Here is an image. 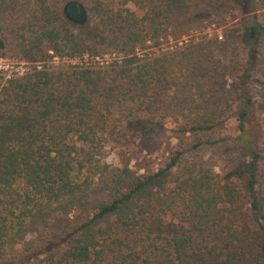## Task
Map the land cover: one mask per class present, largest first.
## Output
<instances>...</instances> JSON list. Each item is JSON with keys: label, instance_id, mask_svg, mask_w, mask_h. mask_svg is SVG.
<instances>
[{"label": "trees", "instance_id": "16d2710c", "mask_svg": "<svg viewBox=\"0 0 264 264\" xmlns=\"http://www.w3.org/2000/svg\"><path fill=\"white\" fill-rule=\"evenodd\" d=\"M79 1L80 28L62 0H0V59L27 64L0 69V264H264V141L245 128L264 0ZM230 117L247 160L221 177L194 151ZM167 122L157 167L106 160Z\"/></svg>", "mask_w": 264, "mask_h": 264}, {"label": "rangeland", "instance_id": "374dc122", "mask_svg": "<svg viewBox=\"0 0 264 264\" xmlns=\"http://www.w3.org/2000/svg\"><path fill=\"white\" fill-rule=\"evenodd\" d=\"M64 1L65 0H62V2ZM211 27L212 26H206V31L212 34L221 35L222 30L220 28L212 30L210 29ZM3 38L7 39L5 35ZM160 46L162 49L163 46ZM240 46L241 45L239 44L238 48ZM239 54L242 56V52ZM103 59H107V57L98 59V63H102ZM68 61L69 60L65 61L53 58L51 63L53 66H57L59 64H67ZM71 62L73 63L74 61ZM26 68L27 64L23 61H17L11 58L0 59V69L6 70L8 73H21L25 71ZM254 76L256 81L253 82V86H255V88L259 91L261 87L264 88V77L259 67L256 69ZM226 81L233 84V79L230 77H227ZM260 92L262 91L260 90ZM260 92L254 95V108L252 109V113L249 115L248 120L245 122V128L248 129L251 135L256 137L261 134L262 137L259 138L257 142L258 146L264 141V95L262 96ZM172 127L173 125L167 122L164 123L163 127L154 128V130L148 135L144 145L140 144V141L136 139L137 136H135V134H132L131 136L125 135V138L120 137L118 142H113L110 145L104 146L103 150L107 155L106 160L113 161V158L116 160L115 153H118L120 161L127 159L129 165H131L139 173L153 169L161 164L164 157L167 155L169 147H172V144L174 143L173 139L170 138V134H172ZM237 134L238 132L235 119L233 117L227 118L217 129L214 130L213 133H211L212 137L219 140L218 144L215 146H200L194 151V153L198 157L207 161L213 172L218 173L221 177H223L226 173L227 167L230 166V161L228 160L229 158L235 157L234 162L247 160V158L244 155H241L234 147V138ZM260 161L262 163H258L257 167L259 174L261 173L260 169L262 170L264 168V160ZM85 264L93 263L87 262Z\"/></svg>", "mask_w": 264, "mask_h": 264}, {"label": "water", "instance_id": "95a60500", "mask_svg": "<svg viewBox=\"0 0 264 264\" xmlns=\"http://www.w3.org/2000/svg\"><path fill=\"white\" fill-rule=\"evenodd\" d=\"M62 18L70 25L84 27L88 23L85 5L79 0H65L60 6Z\"/></svg>", "mask_w": 264, "mask_h": 264}]
</instances>
